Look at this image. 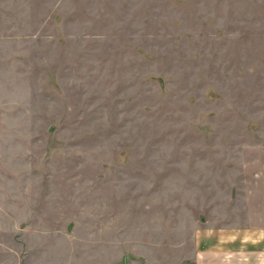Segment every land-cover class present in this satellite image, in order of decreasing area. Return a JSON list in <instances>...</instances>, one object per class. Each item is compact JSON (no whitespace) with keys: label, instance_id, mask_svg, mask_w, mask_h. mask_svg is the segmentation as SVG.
Returning a JSON list of instances; mask_svg holds the SVG:
<instances>
[{"label":"rangeland","instance_id":"374dc122","mask_svg":"<svg viewBox=\"0 0 264 264\" xmlns=\"http://www.w3.org/2000/svg\"><path fill=\"white\" fill-rule=\"evenodd\" d=\"M260 225L264 0H0V264H202Z\"/></svg>","mask_w":264,"mask_h":264},{"label":"crops","instance_id":"0c3cea01","mask_svg":"<svg viewBox=\"0 0 264 264\" xmlns=\"http://www.w3.org/2000/svg\"><path fill=\"white\" fill-rule=\"evenodd\" d=\"M235 233L219 241L218 251L211 248L208 252L215 255L202 264H264V226L250 227Z\"/></svg>","mask_w":264,"mask_h":264}]
</instances>
